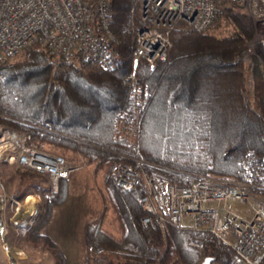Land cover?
I'll return each instance as SVG.
<instances>
[{"label": "trees", "instance_id": "obj_1", "mask_svg": "<svg viewBox=\"0 0 264 264\" xmlns=\"http://www.w3.org/2000/svg\"><path fill=\"white\" fill-rule=\"evenodd\" d=\"M110 29L116 39L112 68L54 59L37 43L14 61L0 58V124L33 130L31 142L70 153L101 173V210L83 224L84 250L77 264H231L232 252L211 237L168 222L140 224L138 187L118 188V163L178 185L198 177L240 180L243 157H264V43L252 45L246 67L237 55L254 34L251 18L235 5L221 4L211 25L198 31L177 22L169 32L166 58L152 69L135 64L137 86L122 84L132 68L135 0H108ZM216 30L224 32L221 35ZM21 180L47 179L14 170ZM264 193V190H260ZM39 204L24 231L50 264H65L57 244L41 229L67 196V179L38 189ZM189 238H202L197 250Z\"/></svg>", "mask_w": 264, "mask_h": 264}, {"label": "built area", "instance_id": "obj_2", "mask_svg": "<svg viewBox=\"0 0 264 264\" xmlns=\"http://www.w3.org/2000/svg\"><path fill=\"white\" fill-rule=\"evenodd\" d=\"M139 19L134 31L132 68L122 84L135 87V64L149 69L166 58L169 32L177 23L198 31L212 23L221 4L235 5L254 25V34L242 50L264 43V0H135ZM108 0H0V58H15L25 47L37 43L51 57L83 65L93 61L110 70L116 39L111 32ZM33 130H15L0 124V165L7 164L48 179L53 193L57 182L84 166L82 159L68 162L59 153L36 146ZM115 185L125 191L140 188L137 204L143 211L140 224L168 222L178 229L211 237L233 255L231 264H264V157L245 154L240 180L198 177L178 185L150 176L127 164L112 170ZM2 189L0 183V190ZM187 245L200 250L202 238H189Z\"/></svg>", "mask_w": 264, "mask_h": 264}, {"label": "rangeland", "instance_id": "obj_3", "mask_svg": "<svg viewBox=\"0 0 264 264\" xmlns=\"http://www.w3.org/2000/svg\"><path fill=\"white\" fill-rule=\"evenodd\" d=\"M215 33L221 35L224 32L216 30ZM243 48L244 45L238 53L237 59L244 62L246 87L251 94L248 66L252 54L244 57ZM22 51L9 61L18 59ZM39 147L42 150L63 155L70 163L77 161L70 153L63 154L59 148L48 144H41ZM15 169L7 164L0 165L2 187L0 190V264H50L51 259L45 251L39 246L28 244L23 238L24 231L32 223L35 213L38 211L40 200L38 189L47 187L48 179L27 178L21 180L14 172ZM100 179L101 173L97 172L92 175L91 166L85 164L82 168L69 174L67 181L68 202L62 208L55 210L49 228L54 239L69 243L72 248L77 246L79 241L78 226L82 216L85 213L89 214L87 217L83 216L85 221L89 216L99 214L101 210V200L97 192V188L100 187ZM84 221L82 220L83 224ZM44 227L41 229L42 234H44ZM69 264L74 263L69 262Z\"/></svg>", "mask_w": 264, "mask_h": 264}, {"label": "crops", "instance_id": "obj_4", "mask_svg": "<svg viewBox=\"0 0 264 264\" xmlns=\"http://www.w3.org/2000/svg\"><path fill=\"white\" fill-rule=\"evenodd\" d=\"M67 181H68V178H67ZM67 199H68V194H67L66 200H65V202L63 204H61L59 206H56V207H54L52 209L49 221L45 225V227L43 229V232H44V234L49 236L58 245V247L61 249V251H62V253L64 255V258H65V264H69V262H73L74 264H77L78 260L82 256V253H83V250H84V244H83V241H82V224H83L82 220L84 221V217L85 216L87 217L89 214L85 213L83 215L84 217L82 216V218H81V220L79 222V226H78L79 231H78V235H77V237H79V241H78L76 247L73 246L74 248H72L69 245V243H66L64 241L63 242H59V241L56 240V238L54 239L52 234H51V232H50V229H49L50 225H51V222L53 220L54 213L56 212L55 210H57L58 208H62L66 204V202H68Z\"/></svg>", "mask_w": 264, "mask_h": 264}, {"label": "water", "instance_id": "obj_5", "mask_svg": "<svg viewBox=\"0 0 264 264\" xmlns=\"http://www.w3.org/2000/svg\"><path fill=\"white\" fill-rule=\"evenodd\" d=\"M210 261H211V258L206 257V258H204V260H203V264H209Z\"/></svg>", "mask_w": 264, "mask_h": 264}]
</instances>
